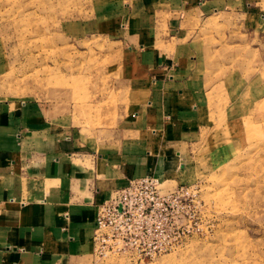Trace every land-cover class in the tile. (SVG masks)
I'll return each instance as SVG.
<instances>
[{
  "label": "rangeland",
  "instance_id": "1",
  "mask_svg": "<svg viewBox=\"0 0 264 264\" xmlns=\"http://www.w3.org/2000/svg\"><path fill=\"white\" fill-rule=\"evenodd\" d=\"M135 1L0 0V105L40 103L92 149L114 134L150 148L153 130L136 122L118 72ZM179 19L160 18L159 35L180 38L201 127L186 169L161 183L198 190L185 243L144 262L132 251L86 264H264V0ZM105 23L121 34H101Z\"/></svg>",
  "mask_w": 264,
  "mask_h": 264
},
{
  "label": "crops",
  "instance_id": "2",
  "mask_svg": "<svg viewBox=\"0 0 264 264\" xmlns=\"http://www.w3.org/2000/svg\"><path fill=\"white\" fill-rule=\"evenodd\" d=\"M236 1L139 0L129 7L133 16L120 41L126 60L118 72L136 122L153 130L150 148L114 134L92 149L40 103L0 105V264H86L96 256L98 206L131 180L162 181L186 169L200 110L189 95V69L177 60L180 38H161L158 22L178 25L182 13H218L246 0L235 7ZM109 26L101 24V34H121Z\"/></svg>",
  "mask_w": 264,
  "mask_h": 264
},
{
  "label": "built area",
  "instance_id": "3",
  "mask_svg": "<svg viewBox=\"0 0 264 264\" xmlns=\"http://www.w3.org/2000/svg\"><path fill=\"white\" fill-rule=\"evenodd\" d=\"M185 186L165 193L156 176L131 180L97 207L94 236L96 256L134 251L136 261L181 248L186 237V210L197 199Z\"/></svg>",
  "mask_w": 264,
  "mask_h": 264
}]
</instances>
